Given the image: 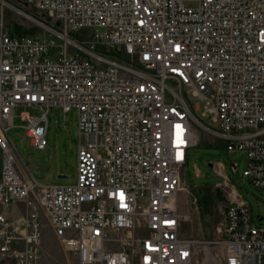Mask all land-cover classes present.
Returning a JSON list of instances; mask_svg holds the SVG:
<instances>
[{
	"label": "built area",
	"instance_id": "obj_1",
	"mask_svg": "<svg viewBox=\"0 0 264 264\" xmlns=\"http://www.w3.org/2000/svg\"><path fill=\"white\" fill-rule=\"evenodd\" d=\"M12 3L59 29L13 34ZM19 106L40 112L20 116L39 149L50 111L77 109L75 183L20 168L8 139ZM199 128L246 153L243 175L264 194V0H0V260L60 264L43 261L49 227L65 264H190L202 241L180 233L178 195ZM213 168L233 187L225 264H264V227Z\"/></svg>",
	"mask_w": 264,
	"mask_h": 264
},
{
	"label": "rangeland",
	"instance_id": "obj_2",
	"mask_svg": "<svg viewBox=\"0 0 264 264\" xmlns=\"http://www.w3.org/2000/svg\"><path fill=\"white\" fill-rule=\"evenodd\" d=\"M4 12V27L16 35H38L49 38L47 26L58 28L53 21L24 4L12 3ZM53 38H56L53 36ZM57 39V38H56ZM58 42L60 40L57 39ZM29 112L39 115L33 106H19L15 109V125L9 127L8 139L15 148L23 166L31 167L32 176L47 185L73 184L77 180L78 167V112L73 108L64 112L61 108L52 109L48 115V146L44 149L35 147L27 135L26 122L21 121V114ZM217 128V124H211ZM200 129L198 145L190 151L189 163L183 171V181L190 190H182L178 195V209L187 220H182L180 233L188 238L201 240L190 264H225V250L222 241L224 211L230 202L232 185H225L218 176L213 164L222 163L233 184L242 198L247 200L255 221L264 227V194L244 177L247 156L243 151L229 153L222 138L213 137L204 128ZM0 150V168H1ZM238 164L234 171L232 164ZM67 177H59V175ZM197 195L198 203H193L192 196ZM23 207V205H21ZM10 213L9 216L15 215ZM262 217L263 219H260ZM43 261L47 263L67 262L65 252L52 230L44 229ZM0 264H12L1 261Z\"/></svg>",
	"mask_w": 264,
	"mask_h": 264
},
{
	"label": "crops",
	"instance_id": "obj_3",
	"mask_svg": "<svg viewBox=\"0 0 264 264\" xmlns=\"http://www.w3.org/2000/svg\"><path fill=\"white\" fill-rule=\"evenodd\" d=\"M18 155V154H17ZM18 161H19V166L20 168H22L23 170H27L28 168L31 170V167H28V166H23L22 163H21V160L20 158L18 157ZM32 174V173H31ZM61 175V174H60Z\"/></svg>",
	"mask_w": 264,
	"mask_h": 264
},
{
	"label": "water",
	"instance_id": "obj_4",
	"mask_svg": "<svg viewBox=\"0 0 264 264\" xmlns=\"http://www.w3.org/2000/svg\"><path fill=\"white\" fill-rule=\"evenodd\" d=\"M26 5H27V4H26ZM59 177H63V178H64V177H67V176H66V175H59ZM261 219H263V218H261Z\"/></svg>",
	"mask_w": 264,
	"mask_h": 264
},
{
	"label": "trees",
	"instance_id": "obj_5",
	"mask_svg": "<svg viewBox=\"0 0 264 264\" xmlns=\"http://www.w3.org/2000/svg\"><path fill=\"white\" fill-rule=\"evenodd\" d=\"M28 8H30V7H28ZM31 9V8H30ZM13 34H14V32H12Z\"/></svg>",
	"mask_w": 264,
	"mask_h": 264
}]
</instances>
